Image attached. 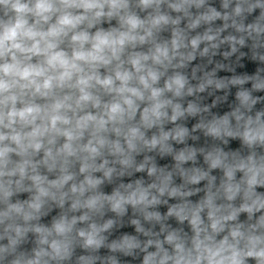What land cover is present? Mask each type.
<instances>
[{"label": "clouds", "instance_id": "obj_1", "mask_svg": "<svg viewBox=\"0 0 264 264\" xmlns=\"http://www.w3.org/2000/svg\"><path fill=\"white\" fill-rule=\"evenodd\" d=\"M162 2L163 0H139L140 7H154L157 12L155 16L143 20L129 11L128 0H0V9L7 17V20H0V201L7 205L4 211H0V223L13 215L20 216L25 221L36 218L46 198L56 200L58 193L62 205L69 193L61 190L75 180V173L69 171L70 158L79 161V172L84 174L82 181L78 184L72 183L70 187V192L76 197L72 203L73 210L87 208L99 211L107 202L117 213H123L125 205L142 206L145 219H161L158 212L146 211L148 206L159 203L156 196L149 198V189L156 188L155 184L145 188L137 181L134 190H130L133 186L129 184L124 192L117 189L111 195L96 192L87 199L80 198L85 192L95 191L103 183V180L93 175L94 172L103 171L104 177L111 179L115 169L108 166L109 161L103 159L101 163H97V158L103 157L105 149L116 156L125 167L133 166L132 152L139 151L138 143L152 149L159 145L162 151H171L165 143L171 133L161 129L159 137L153 136L148 140L140 127L125 128L127 121L138 110L137 101L145 100L150 105L142 112L143 126L151 128L161 124L163 118H168L164 109L172 105L171 100L163 98L164 93L172 92L180 97L188 83L184 75L177 73L168 78L163 88L154 86L164 75L156 66L167 67L178 54V49L185 46L184 36L178 28L173 33L171 48L167 44H155L148 53L133 51L127 56V60L122 59L128 48H135L152 38L153 30L168 23H179V18L171 19L159 13ZM204 2L205 0H176L169 7L189 16L188 9L191 6L199 8ZM224 6L227 7V0ZM235 11L239 13L241 8L238 6ZM220 15L210 9L209 14L192 20L189 27L196 28L202 20L211 21ZM112 18L118 19V28H96L103 20L110 21ZM93 28H96L95 32L91 31ZM214 39V35L206 32L203 36L193 38L190 43L196 49L201 41L211 42ZM66 40L71 48L70 52L61 47ZM204 51L207 52L208 49L205 48ZM126 64L131 68L125 67ZM101 67L108 69V73L102 75L99 71ZM213 83V80H207V84ZM215 83L217 87H221L220 82ZM233 83L243 81L234 80ZM204 87L201 84L200 90L203 91ZM255 87L264 85L257 84ZM100 90L111 95L112 99L102 103L100 95L97 94ZM187 91L191 94L193 89L189 87ZM238 97L244 103L249 100L247 92L238 93ZM89 108L98 111L93 113ZM172 108V121L184 115L179 104L172 105ZM198 111L194 104H190L187 109L189 114ZM223 123H227V118ZM86 132L90 138L87 143H81ZM109 132H114L117 137L124 136L127 150L121 146L119 140H110L107 136ZM209 132L218 136L220 129L213 124ZM186 134L187 129L178 128L174 138L183 140ZM61 137L64 138V143L54 150ZM244 139L248 143L256 140L264 142V135L246 132ZM41 150L44 152L43 160L33 163L32 158ZM13 154L20 159L13 161ZM194 155L190 150L187 153L181 152L176 160L183 162L193 159ZM207 160L212 168L225 169L228 179L221 185V189L227 200H234L243 191L245 203L240 208H233L229 204L226 208L228 214H222L223 206L218 207L215 204L221 189L214 193L210 180L206 199L195 206L184 203L169 210V215L174 214L180 221H190L196 234L193 244L198 255L192 258L190 252L186 254L184 244L178 242L180 238L173 232L166 239L168 243L174 244L176 255L169 256L157 242L159 251L148 254L144 264H167L170 260L173 264H202L205 260L207 264H246L248 258L254 259L256 264H264V236L249 235V246L246 250H241L237 244L239 238H244V233L238 225L230 233L236 243H230L228 236L215 242L214 237L207 234V229L201 227L203 221L200 216L201 211L207 208L212 232L220 233L224 230L225 222L235 220L240 211L251 216L255 211L264 209V197L254 192L257 185L264 186V178H258L264 172V163L257 167L250 157L251 163L241 161L230 165L225 163L224 154L219 151L209 153ZM41 163L49 171L59 168L58 178L49 180L39 174L37 169ZM146 163L147 158L136 170H143ZM237 169L245 171L247 179L244 188L240 183H233V175ZM156 173L155 165L148 168L149 175ZM184 175L187 182L196 184L205 179L208 173L195 169ZM14 176H19L15 181L17 188L23 186L22 182L26 178L32 181L35 194L30 201L8 203L12 195L11 178ZM170 179V174L162 176L158 187L161 195L165 192L172 197L191 194L178 187L169 188ZM79 219L86 220L88 216L85 214ZM76 222V217L68 219L61 216L55 220L52 229L36 227L35 231L44 235L52 232L64 235L72 230ZM111 224L112 221H108L103 228L92 224L90 232L81 231L79 235L86 238V246L98 247L102 242V239L97 238L98 233ZM259 225L264 226V216L260 217ZM23 231L25 230L16 229L18 235H22ZM201 232L205 233L204 239L200 238ZM148 243L151 244L152 241ZM51 247L59 254L61 245L58 241L53 240ZM113 247L130 250L139 247V244L133 238L125 237L121 244H114ZM160 252L163 255L157 261ZM41 255L42 252H37V259L29 260L27 264H39L38 258Z\"/></svg>", "mask_w": 264, "mask_h": 264}, {"label": "water", "instance_id": "obj_2", "mask_svg": "<svg viewBox=\"0 0 264 264\" xmlns=\"http://www.w3.org/2000/svg\"><path fill=\"white\" fill-rule=\"evenodd\" d=\"M174 2L176 0H163L159 13L171 19L179 18V23L160 26L153 30L152 38L137 47L144 53L153 49L155 44H167L171 48L173 33L180 29L185 46L178 49V54L167 67L159 66L171 76L177 73L184 75L188 81L185 89H193L191 95L260 166L264 163V142L248 143L244 134L264 135V87H255L264 85V0H227V7L224 6L226 0H205L199 8L191 6L189 16L170 8L169 4ZM128 4L129 11L143 20L157 14L154 7H140L139 0H128ZM238 6L241 8L239 13L235 11ZM210 9L219 12L220 17L207 22L202 20L196 28L189 27L192 20L209 14ZM104 21L111 27H119L117 18ZM206 32L214 35L215 39L201 41L193 49L191 40ZM208 79L214 83L207 84ZM234 80H242L243 83H233ZM215 82H220L221 87H217ZM201 84L205 85L203 91L200 90ZM240 92L249 94L246 103L238 97ZM225 118L227 123H223Z\"/></svg>", "mask_w": 264, "mask_h": 264}]
</instances>
